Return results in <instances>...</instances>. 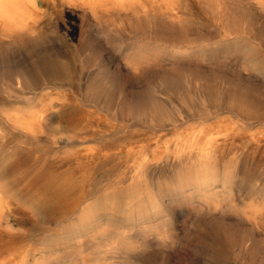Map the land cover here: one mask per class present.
<instances>
[{
	"label": "rangeland",
	"instance_id": "374dc122",
	"mask_svg": "<svg viewBox=\"0 0 264 264\" xmlns=\"http://www.w3.org/2000/svg\"><path fill=\"white\" fill-rule=\"evenodd\" d=\"M168 2L173 15L160 21L135 15L129 9L92 14L76 4L37 0L31 20L41 47L25 52L13 48V41L0 40L2 114L3 110L26 111L32 106L55 109L61 102H76L98 117V123L75 131L72 124L80 112L72 114L74 122L56 118L50 123L52 128L32 135L13 127L2 132L0 191L8 201L0 218V264L39 260V264H81L80 252L88 236L97 232L95 236L105 241V232H132L131 228L135 231L138 224L147 223L141 219L136 225L124 217L119 221L108 215L105 222L91 220L89 230L81 233L76 226L79 208L92 200L96 187L117 179L130 163H123V157L120 163L112 157L109 163L91 166L57 163L61 158L76 157L86 149L95 153L121 151L123 155L129 145L143 153L152 151L157 158L163 140L173 137L168 141L175 142L177 134L199 129L215 132L212 153L221 169L236 173L217 193L221 204L231 210L205 214L199 204L203 200H169L167 193L158 195L162 200L160 214L150 225L159 229V240L131 243L120 235V242H130L131 247L125 260L112 264H264V94L259 95L264 93V0ZM155 4L158 8L160 1ZM132 57L143 61L136 77L127 76L120 64ZM162 68L173 76L168 91L181 111L164 125L149 126L140 116L126 114L125 99L132 87L157 81ZM26 70L33 72L32 77L24 73ZM197 76L210 87L213 112L207 107L202 111L194 108ZM221 78L227 80L226 103H219ZM237 80L249 86L235 84ZM93 81L101 85L97 102L86 96ZM34 86H38L34 92L42 87L41 92L52 88L54 94L34 99ZM119 108L122 113L117 116ZM56 173L71 174L77 188H87L82 204L54 208L34 199L29 180L39 175L41 182L46 175ZM161 219L169 224L161 225Z\"/></svg>",
	"mask_w": 264,
	"mask_h": 264
},
{
	"label": "bare ground",
	"instance_id": "6f19581e",
	"mask_svg": "<svg viewBox=\"0 0 264 264\" xmlns=\"http://www.w3.org/2000/svg\"><path fill=\"white\" fill-rule=\"evenodd\" d=\"M36 1L37 0H0L1 41L8 43L13 41V48L25 52L38 50L41 47L42 43L40 38L34 34L32 30L34 21L31 20V15L36 6ZM58 1H64V3L68 5H79L83 10L92 14L110 11L112 9H129L135 15L149 17L151 19L159 18L160 21L173 15L168 2L169 0ZM155 1H160V4L157 5L158 8L154 6L156 5ZM161 27L165 30L167 28L164 24L161 25ZM2 61L3 59H0V62ZM120 64L126 71L127 76L136 77L138 75V70L143 66V61L141 58L132 57L123 60ZM24 73L29 77L33 75V72L28 70ZM24 76H22V78ZM201 79L200 76L195 77L197 90L194 108L202 111L204 107H207V110L213 112L215 106L211 103L210 87L205 82L201 81ZM221 79L223 83L219 91V103L220 101L222 103L225 102L227 97L226 92L229 91L226 86L227 80L225 78ZM172 80L173 76L166 68H162L158 74L157 81L150 80L147 83L145 82L142 88H138L137 86L132 87L129 91V95L125 99L126 114L131 115V113H133L136 114V116H140L149 126L164 125L168 120L175 118L181 110L174 104L176 101L172 103L173 101L168 91ZM98 83L99 82L93 81V83L87 86L86 90V96L96 102L101 89V85L98 86ZM235 84H243L245 87L249 86L247 82L241 80H237ZM31 88H33L31 93L34 95V99L42 100L45 95L52 96L54 94L52 88L46 93L41 92L42 87L37 92L34 91L38 86ZM232 93L233 92H231V95ZM263 94L262 91L259 92L260 96ZM232 100H230V102ZM178 104L179 106L181 105L180 102H177V105ZM118 111L119 112L116 111L117 116L122 113L120 108ZM0 112L2 114L1 109ZM76 112H80V117L74 122L72 114ZM2 116L4 117V122L0 130V136H2L3 131L11 129L10 127H13L18 132L32 135L34 131L52 128L50 127V123L56 118H62L60 120L61 122L73 120L74 123L72 122L71 129L74 131L76 129H83L93 123H98V117H96L94 111L83 109L76 102H61L55 109H50L46 106H32L26 111L3 110ZM176 136L175 142L170 141L172 143L168 140H171L173 137L163 140L160 150H158L159 154L157 158L153 156L154 152L152 151L150 153H143L141 148L129 145L125 152H123V155L120 154L121 151L95 153L90 149H86L82 154L76 155V157L61 158L57 161V163H87L91 166L103 162L106 163V161L111 160L112 157L118 159L120 163V159L123 157V163H130L128 166H124L125 170L123 169L124 171L122 174L119 172L121 175L117 179H109L98 188H94L95 192L92 200L88 203H83L81 208H79L80 213L78 214L76 226L79 227L81 233L89 230L88 226H90L91 220L95 219L94 221L98 223L102 221L105 222L104 220H107L108 215H110V217L112 216V218L117 217L119 221L124 217L126 220L136 225V222L141 219H143V221L145 220V222L147 221V225L144 222V225L138 224L142 227H138L137 225L135 231L131 228L130 230L132 232L125 229H116L115 231L113 229L114 232H112V230L105 232L104 237H107L105 241L99 239L97 235L95 236L97 232L94 235L88 236L85 248L83 245V249H81L83 251L80 250V254L82 253L80 256L82 259L81 264H85L87 260L99 262L98 264H112L114 261H117V263L119 261L122 262L128 257V248L131 247L128 244L130 242L146 244L159 240L157 232L159 229L157 230L150 225L152 218L160 214L162 200L157 199L158 195L164 196L165 193H167L169 200H203V203L200 202L199 204L202 205L201 209L205 214H211L213 211L223 213L224 211L231 210V208L221 204L217 193L218 189L222 187L226 181H232L236 173L235 171L232 173L231 171L221 169L218 160L212 153L210 146L214 139L215 132L199 129L196 131H186L184 134L181 132ZM115 158L114 161L116 160ZM112 161L110 162L113 163ZM108 163L107 165H109ZM247 175L251 176L250 173ZM38 176L39 175H36V180H29L28 188L35 198L32 197L36 199L40 205L46 204L56 208L62 204L64 207L76 208L79 205L78 202L81 203L85 199L84 196H86L87 188H77V183L71 174H63V176L58 173L55 175L48 174L41 182L38 181ZM86 179L85 177L84 182ZM7 201V196H4L0 191V218L4 215ZM72 210L73 209L70 211ZM202 223L203 222H201V224ZM132 224L131 227H133ZM160 224L167 226L169 221L161 219ZM199 224L196 225L198 226ZM68 230L70 229H67V231ZM93 232L95 231L93 230ZM64 233H66L65 230ZM102 234L104 235L103 232ZM120 235L130 240V242L127 244L120 242L122 241L118 239ZM83 236L86 235L84 234ZM79 238H81V236H79ZM39 261H35L33 264H39ZM95 262L93 264H95ZM43 263L44 262H42V264Z\"/></svg>",
	"mask_w": 264,
	"mask_h": 264
}]
</instances>
